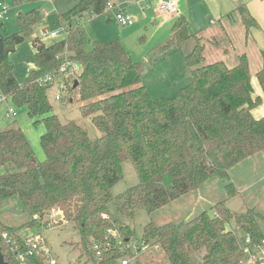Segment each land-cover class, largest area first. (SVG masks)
<instances>
[{
  "label": "trees",
  "instance_id": "trees-1",
  "mask_svg": "<svg viewBox=\"0 0 264 264\" xmlns=\"http://www.w3.org/2000/svg\"><path fill=\"white\" fill-rule=\"evenodd\" d=\"M23 1L12 0L15 6ZM108 2L73 0V7L58 17L59 25L62 21L69 25L64 38L44 45L33 37V46L39 44L35 52L38 69L23 85L17 83L10 52L6 54L5 49H14L32 35L41 16L28 12L18 17L19 33L0 34V95L25 107L33 123L45 127L39 138L43 161L36 159L20 128L0 131V166L5 168L0 174V201L17 197L22 212L38 217L26 225L52 211L60 213L56 223H70L80 237L82 252L95 261L93 242L115 243L107 230L121 234L124 241L133 235L129 227H118L108 216L110 202L127 219L140 211L153 213L212 178L228 179L232 167L264 150V116L256 119L251 113L262 99L254 96L245 54L237 56L233 66L221 60L207 63L202 37L191 34L186 17L180 15L161 48L180 47L195 39L192 51L184 55L191 81L175 98L152 99L141 85L143 65L134 62L121 43H97L86 51L81 28L72 26L73 18L78 21L86 15H103ZM234 11L246 33L257 26L245 6ZM212 41L207 40L209 44ZM64 53L80 65L78 85L70 92L77 91L81 115L90 117L101 133L96 140H90L73 122L61 123L47 96L50 87L37 82L39 76L57 69L58 57ZM260 58L255 78L264 96V50ZM127 160L138 183L113 196L111 189L122 178L121 166ZM227 186L228 195L234 196L233 185ZM259 218L254 210L232 213L220 201L212 213L203 211L178 223L145 225L141 244L156 246L168 264H244V237L250 238L253 247L264 244ZM50 225L45 222V226ZM18 229L0 223V234L8 233L25 252L28 246ZM0 250L6 264H18L2 241ZM122 254L112 247L97 264H116ZM37 255L32 264H42Z\"/></svg>",
  "mask_w": 264,
  "mask_h": 264
},
{
  "label": "rangeland",
  "instance_id": "rangeland-1",
  "mask_svg": "<svg viewBox=\"0 0 264 264\" xmlns=\"http://www.w3.org/2000/svg\"><path fill=\"white\" fill-rule=\"evenodd\" d=\"M108 1L116 4L113 12L120 10L132 16L133 24L129 27H119L117 22L110 18L113 13L94 18L86 15L84 19L78 21L74 18L71 19L73 27L79 26L81 28L85 37V50L90 51L97 43H121L132 60L143 65L144 72L141 85L146 88L151 98H175L177 92L191 81L190 68L184 59V55L192 51L196 43L195 39H190L181 44L180 47L161 48L169 38L173 21L164 22V16L157 14L153 4L142 10L137 5V0ZM1 2L7 4L9 9L7 19L0 20V34L13 35L19 33L18 17L36 11L40 14L41 21L33 27V34L38 37V42L44 45L55 41V39L42 37L41 34L44 31L59 30L60 28L68 30V23L62 21L59 25L58 17L65 14L74 5L73 0H25L16 6L12 0H0ZM195 11L197 12L193 14L197 17L195 20L197 19L196 21L203 25L200 33L204 35L202 37L205 39H202L201 42L207 48L206 62L212 63L221 60L222 50L227 49L226 52H228L229 57L226 58V62L232 65L231 61H236L235 56L238 55L237 38L232 39L231 42L232 36L228 35L227 32L220 31L218 36L214 38L215 41H212L214 46L209 44L206 39L215 26L209 23L205 16L201 15L200 9ZM182 14L188 16L186 11H182ZM108 19L111 20L108 22ZM32 35H28L21 44L16 45L13 51L9 53L13 74L19 85H23L30 74L38 69L35 52L39 44L36 43L33 46ZM64 36V33L60 32L56 40L64 38ZM235 36H237L236 32ZM216 43L218 46H215ZM230 43L235 46L237 53L231 51ZM216 47H220V49L217 50ZM217 56H219L218 59L212 60ZM223 59L225 60V58ZM59 93L57 83L47 90L53 114L63 124L73 122L82 127L90 140L98 139L101 133L94 127L91 118L83 117L80 113L82 103L77 101V91H71L70 96L68 95L67 98L73 99L71 102L56 99ZM10 109L16 112L15 118L10 117ZM33 122L34 120L27 115L25 107L16 106L9 98L0 96V131L8 128H20L36 159L43 161L45 155L41 149L39 138L45 127L43 123L34 124ZM121 168L122 178L111 189L113 196L123 193L138 183L137 175L130 161H124ZM4 170L5 168L0 166V174ZM165 183L168 185L170 183L167 177ZM229 183L235 188L236 194L234 196L228 195L227 185ZM220 201H224L226 207L235 214L245 213L248 210H254L258 213L259 225L264 234V150L232 167L229 170L228 179L212 178L153 213L140 211L133 219H127L119 215L115 210L114 203L110 202L107 206L108 216L117 222L118 227H129L133 232L131 239L126 240L133 246L130 255L122 254L116 264H120L122 260L128 257H131V264H168L163 253L156 246L142 247L141 235L144 226L149 223L163 225L187 221L203 211L212 213V207ZM32 219L34 218L22 212L21 203L17 197L0 201V223L7 227L19 228L17 233L23 238L29 239L33 236H39L57 264L98 263V261L89 259L87 254L82 252L80 237L70 223L61 221L52 223L48 227L45 226L48 219L44 216L31 225H26ZM232 226L234 227V225ZM234 230L236 231L235 227ZM236 233L239 235L238 231ZM112 236L115 242L120 239L124 241L123 236L117 232H112Z\"/></svg>",
  "mask_w": 264,
  "mask_h": 264
},
{
  "label": "built area",
  "instance_id": "built-area-1",
  "mask_svg": "<svg viewBox=\"0 0 264 264\" xmlns=\"http://www.w3.org/2000/svg\"><path fill=\"white\" fill-rule=\"evenodd\" d=\"M116 8V4L108 2L105 10V13H113V19L117 22L119 27H129L133 24L132 16L124 13L123 11L113 10ZM7 4L1 2L0 3V20L7 19L8 12ZM157 12L162 14H167L170 16H176L178 14V10L176 8L175 0H160L157 5ZM66 31L64 28H60L59 30L53 31H44L41 36L48 37L50 39L58 38L60 32H63L66 36ZM64 36V37H65ZM36 37V35L34 36ZM38 39V37H37ZM60 59V64L57 69L53 72H48L44 75H41L37 78V82L44 86H51L58 84L60 93L56 96V99H64L65 97L70 96V89L73 87L74 82L80 72V65L73 60H70L67 57V54H62L58 57ZM77 71V72H76ZM75 80V81H74ZM49 88V89H50ZM2 96V95H0ZM9 114L11 118L16 117V112L13 110H9ZM60 213L50 212L45 216L48 219L50 224L56 223V216ZM34 219H38L37 216H34ZM108 235H112L110 230L106 232ZM23 238V237H22ZM24 239V244L28 246L27 250L23 252L20 250L15 243V241L10 237L8 233L0 234V241L4 242L14 254L15 259L18 264H32L31 262L38 256H41L42 264H57L56 260L50 255L46 245L43 243V240L39 236H33L32 238ZM243 244L245 246V251L247 253V259L244 264H264V244L261 246H251L250 238L248 236L244 237ZM92 251L96 260H100L105 251L112 249L115 247L119 252L123 254L130 255V251L132 249V245L127 241H122L121 239L115 242L113 245L109 241H105L103 243L93 242L92 243ZM143 247V246H142ZM131 257H128L125 260H122L120 264H131Z\"/></svg>",
  "mask_w": 264,
  "mask_h": 264
},
{
  "label": "crops",
  "instance_id": "crops-1",
  "mask_svg": "<svg viewBox=\"0 0 264 264\" xmlns=\"http://www.w3.org/2000/svg\"><path fill=\"white\" fill-rule=\"evenodd\" d=\"M123 2L124 0H119ZM160 0H137V5L143 10L146 7H150L152 4L155 6L157 11V5ZM176 8L178 10V14L176 16H170L167 14L158 13V15L164 16V22L175 21V19L183 15L182 11H186L188 16L186 17L188 21V30L191 34L196 36H204L202 31L203 25L195 20L197 18L195 10L200 9V13L202 16H205L206 19L209 20V23H212L215 27L210 32V35L207 36L206 40H212L218 36L219 32L222 31L228 35H231L232 39L237 38L236 46L238 47V53L236 52L235 46L230 43L231 51H234L238 55L245 54L249 60L250 73L252 76V86L254 91V96H259L262 99L261 104L251 111L254 118L259 119L264 116V96L262 91L258 85V82L255 78V73L257 70L261 68V58L260 51L264 50V0H175ZM110 2V1H109ZM114 3V2H113ZM239 6H245V8L249 11L251 16L256 20L257 26L253 27L249 33H246L241 20L239 19L238 14L234 11ZM108 15V13H105ZM232 14L231 17L226 18L227 15ZM113 19V16H110ZM111 19H108L109 22ZM114 20V19H113ZM172 22V24H173ZM171 24V27H172ZM200 25V27H197ZM171 29V28H170ZM198 31V32H195ZM234 31V32H231ZM235 32L237 36H235ZM35 36L34 34L32 35ZM198 36V37H199ZM203 39V37H202ZM205 40V39H203ZM215 40V39H214ZM214 46V45H213ZM215 46H218L217 43ZM208 47V46H207ZM207 49V48H206ZM205 49V53H206ZM215 49H220V47H216ZM227 50V49H226ZM226 50H222V58L221 61H224L229 66H233L236 61H231L232 65L226 62V58L229 57L228 52ZM233 52V53H234ZM240 53V54H239ZM206 58V56H205ZM217 58L212 59L216 60ZM225 58V60L223 59ZM207 60V58H206Z\"/></svg>",
  "mask_w": 264,
  "mask_h": 264
},
{
  "label": "water",
  "instance_id": "water-1",
  "mask_svg": "<svg viewBox=\"0 0 264 264\" xmlns=\"http://www.w3.org/2000/svg\"><path fill=\"white\" fill-rule=\"evenodd\" d=\"M20 15H21V14H20ZM11 51H13V48H12V47H7V48L5 49V53H6V54L9 53V52H11ZM77 85H78V81H75V82H74V85H73V88H76ZM19 213H20V212H19ZM60 218H61V215L58 214V215L56 216V220L58 221ZM0 264H6V263L4 262V259H3L2 254H1V250H0Z\"/></svg>",
  "mask_w": 264,
  "mask_h": 264
}]
</instances>
